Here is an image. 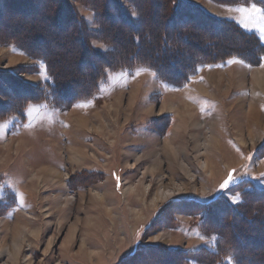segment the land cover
<instances>
[{"label": "rangeland", "instance_id": "rangeland-1", "mask_svg": "<svg viewBox=\"0 0 264 264\" xmlns=\"http://www.w3.org/2000/svg\"><path fill=\"white\" fill-rule=\"evenodd\" d=\"M183 1L233 24L250 42L213 36L234 54L197 66L179 86L144 67L109 71L90 98L62 108L45 96L52 80L44 62L0 42V74L12 81L10 88L1 83L7 98L0 95L11 112L0 117V264H234L209 260L218 237L204 223L212 202L235 205L240 189L264 190V86L253 75L264 72V32L258 16L238 10L255 5L264 12V0ZM87 2L68 0L95 33ZM33 12L41 15L23 30L31 45L45 27L44 9ZM23 14L15 11L11 19ZM207 30L197 28L193 39L207 38ZM63 31L53 28L51 41L65 38ZM97 39L91 48L106 52ZM51 41L46 43L53 46ZM20 84L45 98L19 104ZM185 104L196 125L179 117ZM80 118L85 127L76 125ZM47 165L61 177L36 180ZM230 175L233 181L222 189ZM131 186L136 189H126ZM17 237L21 249L15 255Z\"/></svg>", "mask_w": 264, "mask_h": 264}, {"label": "trees", "instance_id": "trees-1", "mask_svg": "<svg viewBox=\"0 0 264 264\" xmlns=\"http://www.w3.org/2000/svg\"><path fill=\"white\" fill-rule=\"evenodd\" d=\"M213 1L231 5L254 2ZM87 3L95 13L98 26L95 33L85 29L68 0H0V16L6 19L0 20V42L12 44L26 55L44 62L52 80L50 94L45 96L58 107L69 108L90 98L107 72L137 66L150 69L179 86L187 81L197 66L223 63L234 54L235 50L218 46L213 36L227 35L229 42L237 39L246 46L250 42L233 24L217 20L183 0H123L122 3L119 0H89ZM35 8L45 11V27L33 40H39L41 46L27 42L23 32L25 28L29 30L41 15L33 12ZM19 10L24 13L22 20H12V14ZM55 27L64 29L62 35L65 36L56 43L51 41ZM199 27L214 30H207L210 32L207 38L193 39ZM95 38L107 45L106 52L91 48L90 42ZM48 40L53 46L46 43ZM72 46L75 49L68 54ZM65 54L66 61L63 59ZM62 61L66 62L65 65ZM69 64L77 66L70 71L66 69ZM166 75L172 78H165ZM9 76L8 73L0 74V95L3 97L6 93L1 83L10 88L12 81L6 79ZM18 88L21 105L45 98L42 91L36 92L21 84ZM5 106L0 104V117L11 113ZM240 193L241 202L238 204L233 205L225 199L210 204L212 212L204 224L217 234L218 242L216 253L207 256L215 263L228 258L234 264H264V250L261 248L264 243L261 238L264 235V190L240 189Z\"/></svg>", "mask_w": 264, "mask_h": 264}, {"label": "bare ground", "instance_id": "bare-ground-1", "mask_svg": "<svg viewBox=\"0 0 264 264\" xmlns=\"http://www.w3.org/2000/svg\"><path fill=\"white\" fill-rule=\"evenodd\" d=\"M255 72H257V71H255ZM260 73V72H259ZM253 75H255L256 76V78L258 79V82H256L257 84L258 83H261V86L263 87L264 86V72L263 73H261V74H253ZM184 107H185V112H184V114H180L179 115V117L182 119V120H184L185 122H190L191 123V125L193 126V125H196L197 123H196V121H195V119H194V110H192L190 107V105L189 104H185L184 105ZM251 118H253V117H251ZM188 120V121H187ZM87 123H86V120H84L83 118H80V120H78L77 122H76V125H79V126H83V127H85L84 125H86ZM100 129V128H99ZM74 154H78L79 155V161H80V153H79V151H77V150H75L74 151ZM148 155V154H147ZM75 156H77V155H75ZM43 168H39V172H36V175L34 174V176H35V179L36 180H39L40 178L41 179H43V178H45L46 177V179L48 178L49 180L50 179H52V178H54V176H58V177H61V175L57 172V170H55L54 168H52L50 165H47V166H42ZM155 167H156V165H153L150 169H149V171L150 172H152V171H154V169H155ZM133 188H135L136 189V187H132L131 186V188L130 187H128V188H126V189H133ZM159 196V198L160 199H162L163 197H165V194H163V192H159V194H158ZM157 199V198H156ZM165 199V198H164ZM72 232V231H71ZM71 232H70V234H71ZM73 233V232H72ZM71 235H73V234H71ZM19 237H17L16 238V240H15V242L12 244L13 245V250L16 252L15 253V255H18V253L20 252V249H21V245H20V242L17 240Z\"/></svg>", "mask_w": 264, "mask_h": 264}, {"label": "snow or ice", "instance_id": "snow-or-ice-1", "mask_svg": "<svg viewBox=\"0 0 264 264\" xmlns=\"http://www.w3.org/2000/svg\"><path fill=\"white\" fill-rule=\"evenodd\" d=\"M238 10L241 11V12L247 13L248 15H250V16H252V17H256V16H258L259 19H260L261 22H262L261 32H264V12H262L261 9L256 8L255 5H253L251 9H238ZM232 62H238V61H232ZM143 70H144V69H140V71H143ZM232 181H233V177L230 175V176H229V179L226 180V181L224 182L223 185H221V188H222V189H223V188H226L227 185H228L229 183H231ZM238 200H239V197H237V201H236V202H238Z\"/></svg>", "mask_w": 264, "mask_h": 264}]
</instances>
